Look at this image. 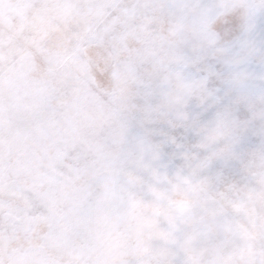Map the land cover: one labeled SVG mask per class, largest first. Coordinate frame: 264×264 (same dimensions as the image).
<instances>
[{
    "label": "snow or ice",
    "instance_id": "snow-or-ice-1",
    "mask_svg": "<svg viewBox=\"0 0 264 264\" xmlns=\"http://www.w3.org/2000/svg\"><path fill=\"white\" fill-rule=\"evenodd\" d=\"M0 264H264V0H0Z\"/></svg>",
    "mask_w": 264,
    "mask_h": 264
}]
</instances>
